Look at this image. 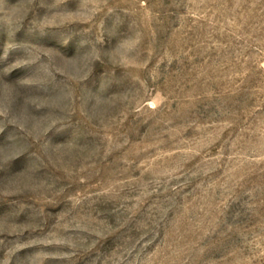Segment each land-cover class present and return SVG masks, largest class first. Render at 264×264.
I'll list each match as a JSON object with an SVG mask.
<instances>
[{
  "label": "rangeland",
  "instance_id": "rangeland-1",
  "mask_svg": "<svg viewBox=\"0 0 264 264\" xmlns=\"http://www.w3.org/2000/svg\"><path fill=\"white\" fill-rule=\"evenodd\" d=\"M0 264H264V0H0Z\"/></svg>",
  "mask_w": 264,
  "mask_h": 264
}]
</instances>
